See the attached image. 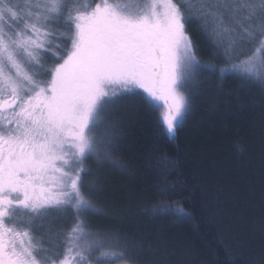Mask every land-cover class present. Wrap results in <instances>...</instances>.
<instances>
[{
    "label": "snow or ice",
    "instance_id": "obj_1",
    "mask_svg": "<svg viewBox=\"0 0 264 264\" xmlns=\"http://www.w3.org/2000/svg\"><path fill=\"white\" fill-rule=\"evenodd\" d=\"M200 22L230 67L197 58L188 25ZM217 71L264 92V0H0V264H136L135 240L89 226L106 212L84 165L123 168L108 119L123 103L174 136Z\"/></svg>",
    "mask_w": 264,
    "mask_h": 264
},
{
    "label": "trees",
    "instance_id": "obj_2",
    "mask_svg": "<svg viewBox=\"0 0 264 264\" xmlns=\"http://www.w3.org/2000/svg\"><path fill=\"white\" fill-rule=\"evenodd\" d=\"M188 28L202 63L230 67L201 22ZM200 79L174 136L161 134L156 115L123 103L114 122L123 168L84 165L101 182L97 204L106 212L89 226L135 240L136 264H264V92L219 71ZM165 186L175 192L161 195ZM168 208L188 215L159 211ZM67 215L55 231L75 222Z\"/></svg>",
    "mask_w": 264,
    "mask_h": 264
},
{
    "label": "rangeland",
    "instance_id": "obj_3",
    "mask_svg": "<svg viewBox=\"0 0 264 264\" xmlns=\"http://www.w3.org/2000/svg\"><path fill=\"white\" fill-rule=\"evenodd\" d=\"M97 2H98V0H97ZM202 23V22H201ZM222 46V53H223V55H225L224 54V47H223V45H221ZM50 62V61H49ZM119 93H117V95H118ZM116 117H117V112L115 111L108 119H109V122L111 123V124H113L114 125V122H116ZM67 214H69V217H70V215H74V213H72V212H69V213H66V214H64V215H62V216H67L68 217V215ZM65 219H66V217H65ZM37 223H39V221H37ZM59 226H60V218H58V219H55L54 220V222L52 223V228H53V230L55 231V229H57V228H59ZM47 228H48V222H45V225H44V228L43 229H41L40 231H37L36 233H35V235L36 236H41V234H43V233H45V232H47ZM40 234V235H39ZM45 247H48V245L46 246V244H45Z\"/></svg>",
    "mask_w": 264,
    "mask_h": 264
}]
</instances>
